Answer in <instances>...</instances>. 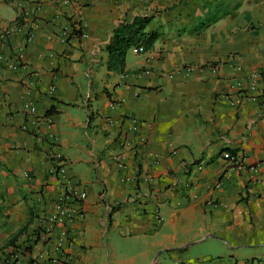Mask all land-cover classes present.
I'll return each instance as SVG.
<instances>
[{
  "label": "crops",
  "instance_id": "crops-1",
  "mask_svg": "<svg viewBox=\"0 0 264 264\" xmlns=\"http://www.w3.org/2000/svg\"><path fill=\"white\" fill-rule=\"evenodd\" d=\"M140 16L152 47L109 70ZM0 56V264H264V0H0Z\"/></svg>",
  "mask_w": 264,
  "mask_h": 264
},
{
  "label": "built area",
  "instance_id": "built-area-1",
  "mask_svg": "<svg viewBox=\"0 0 264 264\" xmlns=\"http://www.w3.org/2000/svg\"><path fill=\"white\" fill-rule=\"evenodd\" d=\"M68 0H65L67 2ZM29 41V37H27L21 46H19L16 50L14 55L13 61L8 63V67L12 70H15L20 63V60L23 57L24 45ZM132 52L135 54H141L146 51L144 46L136 45L132 46ZM0 56V60H1ZM193 69L192 66H186L181 68L180 70H174L170 73L172 76L174 73L189 72ZM237 69H241V67L237 66ZM255 88V84L251 85V89ZM27 112L31 115H34L36 111L35 105L30 102L25 103L24 105ZM55 156L57 158H61V155L58 152H55ZM223 158L228 160L235 168L238 170H250L256 171L258 169V165H245L236 154H231L229 151L223 152ZM117 166L119 168L123 167L124 163L122 160V155L118 154L113 157ZM217 183L215 186H217ZM86 198V192L82 190L81 184L79 182L68 181L66 182V187L64 189L63 194L56 197L51 204L50 210L46 213L43 219V226H42V234L46 237L47 235L54 231L58 230V236L54 243V249L60 250L63 242L67 238V231L65 228V223L71 221L73 219L74 214L76 213V208H71L70 205L72 201H79Z\"/></svg>",
  "mask_w": 264,
  "mask_h": 264
},
{
  "label": "trees",
  "instance_id": "trees-1",
  "mask_svg": "<svg viewBox=\"0 0 264 264\" xmlns=\"http://www.w3.org/2000/svg\"><path fill=\"white\" fill-rule=\"evenodd\" d=\"M150 17H135L130 23H122L113 31L111 38L106 46L108 53L107 68L114 71H122L125 65V54L127 50L136 45H142L145 49L152 47L155 40V34L146 31V26ZM73 30L78 37L81 36V27ZM52 109L47 111V114L52 113ZM235 154L234 151H229Z\"/></svg>",
  "mask_w": 264,
  "mask_h": 264
}]
</instances>
